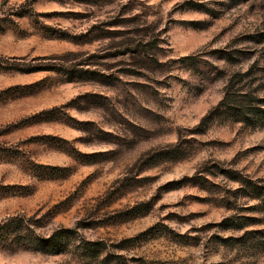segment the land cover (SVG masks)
Returning <instances> with one entry per match:
<instances>
[{
    "label": "rangeland",
    "instance_id": "374dc122",
    "mask_svg": "<svg viewBox=\"0 0 264 264\" xmlns=\"http://www.w3.org/2000/svg\"><path fill=\"white\" fill-rule=\"evenodd\" d=\"M5 222L0 264H264V0H0Z\"/></svg>",
    "mask_w": 264,
    "mask_h": 264
},
{
    "label": "trees",
    "instance_id": "16d2710c",
    "mask_svg": "<svg viewBox=\"0 0 264 264\" xmlns=\"http://www.w3.org/2000/svg\"><path fill=\"white\" fill-rule=\"evenodd\" d=\"M8 220H11V218H9ZM9 222H10V221H9ZM2 224H7V222H5V223H1L0 226H1Z\"/></svg>",
    "mask_w": 264,
    "mask_h": 264
}]
</instances>
